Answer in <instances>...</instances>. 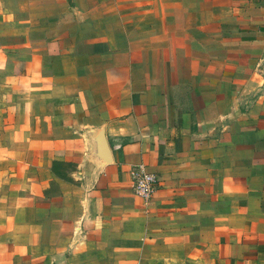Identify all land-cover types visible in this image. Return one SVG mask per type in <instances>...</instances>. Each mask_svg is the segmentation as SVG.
<instances>
[{"label": "crops", "instance_id": "0c3cea01", "mask_svg": "<svg viewBox=\"0 0 264 264\" xmlns=\"http://www.w3.org/2000/svg\"><path fill=\"white\" fill-rule=\"evenodd\" d=\"M0 264H264V0H0Z\"/></svg>", "mask_w": 264, "mask_h": 264}, {"label": "built area", "instance_id": "2783aa9c", "mask_svg": "<svg viewBox=\"0 0 264 264\" xmlns=\"http://www.w3.org/2000/svg\"><path fill=\"white\" fill-rule=\"evenodd\" d=\"M156 177L145 171L142 166L130 171V186L133 194L143 200L149 199L156 187Z\"/></svg>", "mask_w": 264, "mask_h": 264}, {"label": "water", "instance_id": "95a60500", "mask_svg": "<svg viewBox=\"0 0 264 264\" xmlns=\"http://www.w3.org/2000/svg\"><path fill=\"white\" fill-rule=\"evenodd\" d=\"M100 135V134H99ZM99 137H101V136H99Z\"/></svg>", "mask_w": 264, "mask_h": 264}]
</instances>
